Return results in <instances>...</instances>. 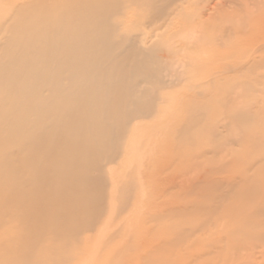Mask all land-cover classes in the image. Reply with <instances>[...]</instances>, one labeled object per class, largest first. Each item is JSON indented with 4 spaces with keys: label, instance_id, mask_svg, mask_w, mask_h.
I'll return each instance as SVG.
<instances>
[{
    "label": "bare ground",
    "instance_id": "1",
    "mask_svg": "<svg viewBox=\"0 0 264 264\" xmlns=\"http://www.w3.org/2000/svg\"><path fill=\"white\" fill-rule=\"evenodd\" d=\"M233 38L230 61L204 62ZM197 67L236 86L216 119L196 103L204 184L144 264H264V0H0V227L17 213L25 229L0 264H58L102 206L125 123Z\"/></svg>",
    "mask_w": 264,
    "mask_h": 264
},
{
    "label": "rangeland",
    "instance_id": "2",
    "mask_svg": "<svg viewBox=\"0 0 264 264\" xmlns=\"http://www.w3.org/2000/svg\"><path fill=\"white\" fill-rule=\"evenodd\" d=\"M238 41L233 38L232 43L220 48L217 42H209L208 52L202 55L204 62L230 61L226 53L235 50ZM190 46L200 48L199 45ZM197 68L164 88V100L153 103L152 112L146 111L149 106L145 105L138 116L125 123L116 154L104 158L101 164L104 194L100 210L93 219L84 220L81 226L74 228L73 236H69L71 242L62 244L70 249L57 251L62 257L51 263L144 264L149 255L155 259L159 257L163 233H172L179 212L185 209L184 213H188L193 184H204L205 157L192 155L206 141L205 120L192 122L189 118L198 107L204 111L205 106H196L199 102L213 104L211 118L220 117L226 90L236 86L235 71L219 75L216 81L199 84L198 81L210 75L207 76L202 67ZM192 124L195 127L192 128ZM187 125L188 132L184 136ZM193 161H196L194 166ZM100 174L101 169L94 167L92 175L98 177ZM2 223L8 226L0 227V252L4 240L19 237L25 230L17 213L2 215ZM53 236L50 233L46 247L56 244Z\"/></svg>",
    "mask_w": 264,
    "mask_h": 264
}]
</instances>
